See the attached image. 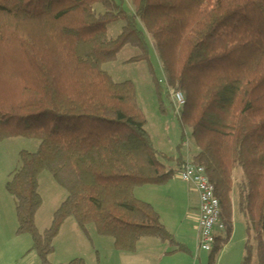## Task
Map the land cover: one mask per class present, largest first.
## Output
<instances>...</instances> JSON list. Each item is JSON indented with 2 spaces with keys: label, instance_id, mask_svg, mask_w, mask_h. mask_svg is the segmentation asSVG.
Listing matches in <instances>:
<instances>
[{
  "label": "trees",
  "instance_id": "obj_1",
  "mask_svg": "<svg viewBox=\"0 0 264 264\" xmlns=\"http://www.w3.org/2000/svg\"><path fill=\"white\" fill-rule=\"evenodd\" d=\"M132 3L128 15L113 0H0V143H39L35 153L19 155L6 185L17 235L31 238L40 264H51L70 219L85 237L93 228L112 240L118 253L133 254L146 239L188 253L155 208L135 196L168 184L175 175L169 165L186 163L180 149L170 157L155 148L135 85L116 83L103 70L133 48L140 55L128 63L148 66L161 113L165 100L175 109L171 93L184 97L182 142L189 130L197 150L191 163L215 187L225 232L233 228L236 194L247 236L242 264H264V0ZM119 22L122 34L112 40L109 27ZM44 172L67 198L40 232Z\"/></svg>",
  "mask_w": 264,
  "mask_h": 264
},
{
  "label": "rangeland",
  "instance_id": "obj_2",
  "mask_svg": "<svg viewBox=\"0 0 264 264\" xmlns=\"http://www.w3.org/2000/svg\"><path fill=\"white\" fill-rule=\"evenodd\" d=\"M128 15H133L134 7L132 0H113ZM124 24L119 22L109 27V38L116 40L121 34ZM140 52L133 48H125L117 57V60L103 67L116 83L132 82L138 92V103L148 122L147 131L153 139L155 148L170 157L178 155V149L182 155L189 150H195L196 145L189 130L185 131V139L182 142V131L175 109L168 101H164V113L160 112L159 102L153 85L152 77L148 66L145 63L129 64L131 60L139 57ZM150 61L158 81H161L162 89L166 90L165 78L160 63L153 50H150ZM187 144V145H185ZM39 143L22 138L9 139L0 143V249H32L33 243L29 236H17L18 222L15 206L12 197L6 191V185L11 179L12 173L19 167V155L22 152L35 153ZM173 165H169L172 168ZM180 173H175L174 178L169 182L167 188L153 187L137 191L136 196L144 202L151 204L155 210L160 212L163 222L167 224L165 214H170L174 223H187L189 231L193 233L192 225L189 224V208L197 207V195L193 191V205L185 204V201L178 197L179 192H186V184L181 180ZM179 179L181 182H175ZM175 182V183H173ZM173 183V184H171ZM173 185V186H171ZM174 187V188H171ZM39 193L43 200V208L37 215V228L44 232L50 228L52 217L59 206L66 200L67 194L61 190L51 175L44 172L39 178ZM235 205L233 228L230 232L224 233L225 243L222 250L215 256L213 264H242L245 258V244L247 241L245 225L238 213L237 197L233 195ZM165 212V213H163ZM73 228L68 225L56 239L54 245L57 249L56 256H83L77 258L85 260L87 264H96L97 256H104V249H113V241L99 238L92 228L90 237H85L77 230L76 222ZM70 223V222H69ZM164 224V225H165ZM186 226V225H185ZM169 228L172 233L174 229ZM173 228H175L173 226ZM195 235V234H192ZM166 247H169L166 245ZM69 249H72L68 251ZM169 249H173L170 248ZM194 260L191 264H210V253L201 252L198 259V251L194 252ZM53 257V256H52ZM8 258V257H7ZM85 258V259H84ZM55 258H52V263ZM181 259H187L186 256ZM239 259V261H237ZM76 260V259H75ZM190 261V260H189ZM7 263L12 264L7 259ZM51 262V258H50ZM31 263V262H30ZM40 264V262H38ZM164 264V263H163ZM180 264V263H179Z\"/></svg>",
  "mask_w": 264,
  "mask_h": 264
},
{
  "label": "crops",
  "instance_id": "obj_3",
  "mask_svg": "<svg viewBox=\"0 0 264 264\" xmlns=\"http://www.w3.org/2000/svg\"><path fill=\"white\" fill-rule=\"evenodd\" d=\"M196 153H197L196 149L195 150L190 149L189 152L185 156L183 155V159H184L183 163H191L190 158L192 159ZM177 156L178 155L172 156V157H177ZM179 165L177 163L173 165L172 169L174 173H177V172L180 173L183 165L181 166V169L178 168ZM174 180H176L175 182H181L179 179H174ZM169 185L170 184L168 183L164 186H158V187L167 188ZM153 187H157V186H153ZM145 188H149V186L137 189L135 191V196H136L137 191L144 190ZM171 188H174V187H171ZM185 190L186 192H188V195H186L187 193L185 194L183 192H179L178 197H180V199L185 201L186 205L187 204L189 205V202H190V206L193 205L192 203H193L194 197L193 196L191 197V195L189 194H193V191H195L197 195V198H196L198 201L197 207H194V208L190 207L189 212H188L189 224L192 225V228L194 229L193 233H191V230L189 231V228L191 227H188L187 223H178V221L174 223V219L170 216V214H165V217L167 220V224H165L161 216L162 214L158 212L157 210L156 212L160 215L161 221L163 225L165 224L164 226L167 230L169 229L167 228V226L174 229L171 234L174 236L177 243H179L180 245H183L186 248V251L188 253H185V252L174 253L175 252L174 249H169V247L172 248L170 245L163 244L160 241H157L154 239H146V240L139 242L137 246V250L133 254L118 253L116 252L114 247L113 249H104V256L102 257L100 254H98L96 264H163V263L164 264H179V263L180 264H191L192 261L194 260L195 251H198V259H199L200 254H201V252L198 249V219H199V214H200L199 213V210H200L199 194L196 188L191 184H186ZM137 199L144 202L140 198H137ZM67 224H69L68 228L71 227L74 230L75 228L74 223H71V221L68 220L66 224L64 225V227L62 228L61 233L62 231L65 232L64 228H66ZM173 226L175 228H173ZM192 234H195V235H192ZM222 234H219V235H222ZM18 237H21V236H18ZM166 245H168L169 247H166ZM70 250L72 249H69L68 251ZM56 255H57V249L55 248V254L53 255V257H51V264H69L70 262L77 259L78 257L83 258V256H79V255L78 256H63V255L56 256ZM184 256H186L187 259L185 260L181 259V258H184ZM52 258H55L53 263H52ZM7 259L11 260L12 264H38V262H40L38 256L36 255L35 252L32 251V249H0V264L7 263L6 262ZM237 261H239V259H237Z\"/></svg>",
  "mask_w": 264,
  "mask_h": 264
},
{
  "label": "built area",
  "instance_id": "obj_4",
  "mask_svg": "<svg viewBox=\"0 0 264 264\" xmlns=\"http://www.w3.org/2000/svg\"><path fill=\"white\" fill-rule=\"evenodd\" d=\"M161 84L163 83L161 82ZM171 100L176 114L180 118V111L186 104L185 99L180 93H171ZM180 176L184 183L193 185L199 194L198 249L200 252L211 253L216 237L225 232L215 187L210 182L205 169L192 163H186L182 167Z\"/></svg>",
  "mask_w": 264,
  "mask_h": 264
}]
</instances>
